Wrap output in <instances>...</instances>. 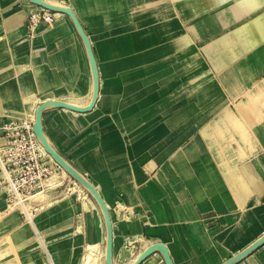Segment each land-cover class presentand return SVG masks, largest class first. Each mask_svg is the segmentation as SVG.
Masks as SVG:
<instances>
[{"label": "crops", "instance_id": "obj_1", "mask_svg": "<svg viewBox=\"0 0 264 264\" xmlns=\"http://www.w3.org/2000/svg\"><path fill=\"white\" fill-rule=\"evenodd\" d=\"M54 1L72 10L87 36L97 97L91 105L94 71L71 17L62 13L31 37L22 17L32 3L0 0L5 24L0 30V127L28 113L36 116L45 102L91 105L85 112L49 105L42 110L41 124L50 146L105 202L112 222L113 264H132L153 243L166 247L173 264H264V243L232 260L264 236V205H255L258 194L232 154L227 152V162L219 154L212 159L201 140L202 132L210 135L223 116L232 115L231 102L244 99V93H258V86L264 92V0ZM177 59L184 65L195 62L200 92L194 98L180 96L177 108L160 109L167 94L161 86L184 79L172 75L180 67ZM167 95L177 99L175 93ZM224 100L229 109L218 108ZM208 116L214 118L205 120L200 130L194 128L199 118ZM260 144L263 152L242 168L264 189ZM214 163L218 166L212 167ZM126 205L135 208V221L125 218ZM85 210L86 242L82 238L79 243H85V252L80 255L75 246L66 249L68 264L82 263L97 219L105 249L102 212L96 216L92 204ZM49 211L51 221L46 225L43 220L42 228L57 225L69 213L78 219L82 208L53 206ZM133 236L144 239L134 242L135 258L118 262L115 244L128 246ZM40 242L47 264H56ZM59 262L67 261L63 257ZM141 264L166 263L155 250Z\"/></svg>", "mask_w": 264, "mask_h": 264}, {"label": "rangeland", "instance_id": "obj_2", "mask_svg": "<svg viewBox=\"0 0 264 264\" xmlns=\"http://www.w3.org/2000/svg\"><path fill=\"white\" fill-rule=\"evenodd\" d=\"M161 1L163 2L164 0ZM32 8L33 7L31 5L30 9ZM22 22L23 24L27 23V17H25V15L22 17ZM4 27V15L0 13V30ZM185 63L186 65H184L183 60L177 59L176 64L180 67L174 71H171L172 75L175 73L176 76L184 78L181 80L182 83L172 86H161V89L164 88L167 94L175 93V97L177 99L173 100V95L168 96L165 94L163 96L165 99L160 101V109L168 110L177 108L181 103V101H179L180 96H182L181 98L184 96L187 98H194L197 94H199L200 86L195 84V82H197L198 78L200 77V70L196 67V71L193 69L195 62ZM189 64L191 65L192 69H190L191 67H189ZM190 79L192 82L188 83ZM258 90V93L255 94H251L249 92L244 93L242 94L244 99L237 102H231L233 104L231 107L233 111L230 112L232 115L230 117L223 116V120L220 125L214 128V130L210 132V135L205 136L202 132L203 136L201 140L207 146L206 148L202 149H204L212 159H216V155L219 154L221 155V161L223 160L224 162H227V158L225 157L227 152L229 151L230 154H232V157L235 158L238 166L241 167V171L246 174V181L249 187L258 194V196H253L255 205L263 206L264 189L260 187L257 178L244 169L251 160L255 159V156L260 155L261 152H263V149L259 148L261 145L260 142H262L264 145L263 87L258 86ZM228 104L229 102L224 100L223 102H220L218 108L220 109V107H223L229 109ZM240 104L243 108L242 111L239 110ZM215 112L216 111H213L212 113ZM255 114H259V116H256ZM32 116L33 113H28L24 117ZM211 118H214V116L199 118L200 121L197 122V125L194 126V128H198L200 130L205 123L204 121H209ZM2 129L3 127L1 128V131ZM199 130L195 133V135L200 134ZM198 149L199 148L194 150L195 154H198ZM174 155H176V153ZM217 163H214L211 166H218ZM52 176L54 177L52 178ZM73 180L74 178L69 173L63 174L59 168H56V171L52 172L50 178L44 183L41 194H37L35 197H33L32 204H36L38 207L43 206L42 208H44L38 213L36 219L33 218L34 222H36L39 226V232L37 234L33 232L31 228L32 223L30 221H24L22 218L18 217L16 212L6 211L4 193L0 186V264H38L39 260L42 261V263L47 264L45 259L46 254L44 255V250H42L39 246L40 241L44 242L47 249L52 254L56 264H61L59 259L63 257L66 258V264H68L70 253H67L66 249L72 251L71 248L73 246L79 247L80 255L84 254L85 243L79 244L81 241L83 242V240L86 242L84 232L86 210L84 203L91 205V203H89L90 201L87 199V195L94 202H96V200L89 191L70 192V189L74 187ZM204 183H207V181L205 180ZM205 190L207 189L205 188ZM53 206H57L59 209L64 208L67 210H72V208H75L76 206H81L82 211L79 213L78 219L74 220L72 214L69 213L67 217L63 218L64 220H62L57 225L49 228H42L43 220L47 221L46 225L50 223L49 221H51V213L49 210H51ZM83 209L85 212H83ZM126 209L127 211H123L125 218L130 221H135V219L131 216V212H133L135 208L131 207L130 205H126ZM78 228L81 229L82 232L75 233ZM225 229L226 228L223 230ZM216 235L217 234L215 233L213 237ZM32 236H35V240L32 244H29L27 241ZM259 238L260 237H258L257 240ZM32 249L35 250L32 251ZM36 251L40 253V256L36 254ZM253 252L254 250L249 253L251 254ZM80 258L81 257H79V259Z\"/></svg>", "mask_w": 264, "mask_h": 264}, {"label": "built area", "instance_id": "obj_3", "mask_svg": "<svg viewBox=\"0 0 264 264\" xmlns=\"http://www.w3.org/2000/svg\"><path fill=\"white\" fill-rule=\"evenodd\" d=\"M32 7L26 23L31 37L38 28L49 27L56 20L54 12ZM34 121V115L11 119L4 124L0 134V186L6 211L16 212L18 217L30 222L40 208L32 204L33 197L59 168L42 153L33 131Z\"/></svg>", "mask_w": 264, "mask_h": 264}, {"label": "water", "instance_id": "obj_4", "mask_svg": "<svg viewBox=\"0 0 264 264\" xmlns=\"http://www.w3.org/2000/svg\"><path fill=\"white\" fill-rule=\"evenodd\" d=\"M29 1L32 3V5L44 7L51 12L65 13L71 17V19L74 22L81 38L83 39V41L86 45L88 55H89L91 63H92V68L94 71V89H95L92 104H91V105H93V103L97 97V75H96V71H95V67H94L95 65H94V61H93V55L91 52V48H90L87 36L85 35L82 27L78 23L74 13L69 8L54 7L50 4H48L45 0H29ZM49 105L65 107V108L72 109V110H75L78 112L88 111L91 108V105L88 107L81 108V107H77V106H74V105H71V104H68L65 102H61V101H51V102L42 103L36 109V116H35V121H34V125H33V131H34L35 135L37 136V138L39 139V141H41L42 144L44 145V148L46 149V151L66 170L67 173H69L74 179H76L78 182L83 184L88 189V191L92 194V196L95 198V200L99 203V205L103 209V221H104L106 233H107L106 234V243H105V262H106V264H113L112 222H111V219H110V216L108 213L107 206H106L105 202L103 201V199L101 198L97 189L85 177H83L81 174H79L57 151H55L50 146L49 142L47 141V139L43 133V127L41 124V114H42V110ZM263 243H264V236H262L251 247H249L246 250L239 253L232 260H237V259L243 257L245 253L249 252L250 250L256 249L257 247H259ZM155 250H158L162 254L163 260L166 264H173L169 255H168L166 247L160 243H153V244L149 245L148 247H146L144 249V251L141 252L137 256V259L133 264H141L147 258L151 257L155 253Z\"/></svg>", "mask_w": 264, "mask_h": 264}, {"label": "bare ground", "instance_id": "obj_5", "mask_svg": "<svg viewBox=\"0 0 264 264\" xmlns=\"http://www.w3.org/2000/svg\"><path fill=\"white\" fill-rule=\"evenodd\" d=\"M45 1L48 4H50V5L54 6V7L63 8L62 5L58 4L54 0H45ZM34 6H37V5H34ZM37 7L42 8V9H44L46 11H49L48 9H46L44 7H40V6H37ZM54 14H55V16H58V15H60L62 13H60V12H54ZM55 22H56V20H55ZM72 101L78 102L76 99H73ZM38 141H39V139H38ZM39 146H40V149H41L42 153L44 155H46L51 161H53L59 167V169L62 171L63 174H67L66 170L46 151V149L44 148V145L42 144L41 141H39ZM54 176H52V178ZM73 181H74V187H72L70 189V192L73 193V192H76V191H83V192H87L88 191V189L83 184H81L80 182H78L76 179H74ZM58 182H60V181H58ZM51 184H53V183H51ZM41 192L42 191L38 192L37 194L40 195ZM37 194H35V196ZM84 194H86V193H84ZM83 198H84V196H83ZM87 199L91 202L92 207H93V210H94V213H95L96 216H99V214H101V212L103 214V209L101 208V206L99 205V203L97 201L96 202H97V204L99 205L100 208L93 203V201L91 200V198L88 195H87ZM38 201H41V200H38ZM85 207L87 208V205L86 204H85ZM121 208H122V205H121ZM33 228H34L35 232H37V233L39 232V226H38V224L36 222H35V225L33 226ZM34 240H35V236H32L27 242L29 244H32ZM143 240L144 239L141 236H133L132 238L129 239V244L130 245H128V246H126V245H124L122 243L115 244L114 249H115V258H116V260L118 262H124L125 260H128V259L131 260V259L135 258V255L136 254H135L134 242H143ZM101 242H102V238H101V224L99 223V221L97 219L96 234L94 236V239L91 242H89L88 246L86 247L87 248L86 249V253L84 255V258H83V261H82L81 264H106V262H105V249L102 246V243ZM9 246H10V244H9ZM39 246H40V248L42 250H45L44 247H43V245H42V242H40V245ZM33 250H35V249H32V251ZM36 252H37L36 254L38 256H40V253L38 251H36ZM247 254H248V252L244 254V257ZM13 258H14V256H13ZM38 264H44V263H42V261L39 260Z\"/></svg>", "mask_w": 264, "mask_h": 264}]
</instances>
